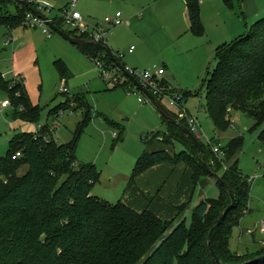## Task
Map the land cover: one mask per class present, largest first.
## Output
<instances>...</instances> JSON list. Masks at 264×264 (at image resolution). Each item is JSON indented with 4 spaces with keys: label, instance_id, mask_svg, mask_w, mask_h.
<instances>
[{
    "label": "trees",
    "instance_id": "obj_1",
    "mask_svg": "<svg viewBox=\"0 0 264 264\" xmlns=\"http://www.w3.org/2000/svg\"><path fill=\"white\" fill-rule=\"evenodd\" d=\"M183 1L190 32L203 35L201 0ZM224 1L231 6V0ZM10 5L15 6L16 15L3 13L0 26L23 27L26 14L34 8L18 0H0L2 12ZM69 34L78 38L74 32ZM77 47L91 61L102 60L106 66H117L121 59L100 46ZM215 62L214 70L205 80V88L206 112L216 133L229 131L233 112L242 113L258 126L263 125L264 17L235 41L221 45ZM55 66L62 81L66 80L67 65L59 60ZM129 85L132 83L127 80L123 88ZM0 89L8 95L13 119L28 123L37 120L39 109L33 106L23 80L14 83L0 74ZM181 94L182 104L186 103L191 94ZM74 101L81 103H75L73 111L82 110L84 117L68 144H59L45 126L34 135L16 136L10 142L7 156L0 159V264H244L264 256V248L250 257L230 248L233 228L247 213L243 211L248 210L250 197V182L238 167L237 158L244 146L241 137L232 139L216 155L210 145L200 141L206 153V165L223 179L229 190L217 182L221 197L199 203L192 211L188 227L185 215L188 204L178 208L179 213L185 211L180 221V214L167 221L150 211L137 212L122 201L111 205L92 195L100 173L93 164L80 163L76 155L84 128L91 121L90 107L81 99ZM67 104L51 110L50 116L56 118L61 111L72 109ZM170 115L177 120L171 112ZM164 122L166 133H149L143 143L148 147L159 144L174 149L179 144L183 150L173 155L165 149L145 151L136 163L129 187L147 170L164 164L186 165L193 172L195 186L204 178H214L185 132L165 119ZM180 123L189 129L185 121ZM121 135L116 144L123 139ZM261 138L264 139V131ZM18 152L21 157L13 160ZM219 162L227 169L223 171ZM26 166L27 173L20 176V169ZM230 194L236 206L214 230L211 240L220 261L217 263L209 251V235L220 214L231 205ZM252 264H264V260Z\"/></svg>",
    "mask_w": 264,
    "mask_h": 264
},
{
    "label": "rangeland",
    "instance_id": "obj_2",
    "mask_svg": "<svg viewBox=\"0 0 264 264\" xmlns=\"http://www.w3.org/2000/svg\"><path fill=\"white\" fill-rule=\"evenodd\" d=\"M44 1L53 3V0ZM72 1L59 0L61 8L54 9H64ZM7 8L3 12L0 9V15H16L14 5ZM76 10L91 26L103 23L107 17L114 18L117 12H121L123 20L129 21L130 26L110 27L112 31L108 43L113 49L112 54L124 55L120 62L141 74L148 72L154 75L162 69L166 72V79L173 76L180 88L173 87L180 93L191 94L183 104L189 114L198 116L201 121L200 132L205 136L201 138L203 144L209 146L212 141V145L216 146L220 141L224 148L231 137L243 139V150L237 159L241 174L250 182L249 211H243V214L247 213L233 228L230 248L246 257H250L251 253L256 256L255 252L264 248V233H261V223L264 222V139L261 134L264 124L258 126L242 113L233 112L229 131L219 135L204 110L207 96L205 80L216 66L217 49L223 43L235 41L239 34L231 38L229 32L232 28L215 20H202L203 35L191 33L185 5L180 0H81ZM61 28L70 32L67 27ZM10 38L12 43H9ZM131 47L136 50L132 55L128 54ZM58 60L66 62L69 68L67 82L61 80L55 66ZM111 72L114 77V72ZM0 73L9 80L23 78L32 104L39 109L35 122L15 121L13 108L1 107L9 98L6 91L0 89V159L7 156L10 142L16 136L23 133L34 135L44 126L56 129L52 136L59 144H68L84 113L80 109H68L61 111L56 118L49 113L68 100L71 102L68 101L67 107H75V103L79 105L81 102L73 100L82 99L90 107L91 121L84 128L76 155L80 163L93 164L100 173L92 195L111 205L119 201L125 203L137 161L145 151L153 149L143 143V138L148 133L159 131L164 134L167 131L163 116L155 106L139 102V98L145 100L146 96L139 91L131 93L128 87L123 88L125 80L121 75L119 85L101 77L97 64L76 46L57 34L48 39L40 28L35 30L23 26L11 31L0 26ZM63 84L69 90L67 95L61 93ZM117 86L121 88L116 89ZM162 104L169 109L167 101ZM120 135L123 139L116 144ZM210 158L207 153L208 161ZM222 164L219 162V165ZM226 169L227 166L222 165V170ZM27 171L28 166L22 167L19 175L23 176ZM204 189L210 200L221 197V190L214 180ZM184 212L179 213L178 221L183 218ZM186 217L189 227L191 215ZM248 231L254 234H248Z\"/></svg>",
    "mask_w": 264,
    "mask_h": 264
},
{
    "label": "crops",
    "instance_id": "obj_3",
    "mask_svg": "<svg viewBox=\"0 0 264 264\" xmlns=\"http://www.w3.org/2000/svg\"><path fill=\"white\" fill-rule=\"evenodd\" d=\"M34 1H36L37 4H40V5H43L45 7L52 8V9L61 8V6L58 5L59 0H53L52 1L53 3H47L44 0H34ZM180 1H181V3H183V6H184L185 5L184 1L183 0H180ZM117 13H119V12H117ZM201 17H202L203 22H206L207 20H215L217 22H223L225 26H230V28H232L231 31L229 32L230 37L234 36V35H238V34L240 37L244 33H246L250 27H252L256 22H258L260 19H262L264 17V0H231V6H228L224 0H201ZM125 22H126V24H124L125 26L126 25L130 26L129 21L125 20ZM37 29H39V28H37ZM37 29H35V30H37ZM9 30L12 31L15 29H9ZM63 31H65V30H63ZM42 32H43V30H42ZM67 33L69 34V32H67ZM43 34H44V32H43ZM48 39H50V38H48ZM10 43H12L11 38H10ZM223 44H225V43H223ZM74 46H76V45H74ZM132 48L133 47H131V49L128 52V54H130V55H132L134 52H136V50L131 51ZM109 52L113 53V49L111 50L110 47H109ZM123 57H124V55H122V58L120 59V61L123 59ZM64 63L66 64V62H64ZM119 64L122 65L123 67L125 66L121 62H119ZM68 70H69V68H68ZM165 76H164V78H165ZM69 77H70V74H69L68 78L65 80L66 82L68 81ZM19 79L24 80L23 78H19ZM19 79L18 80L15 79V80H13V82L17 83V81L18 82L20 81ZM23 82H25V81H23ZM166 82L173 89H175V88L179 89L180 88L173 76L172 77L168 76L166 79ZM25 88H26V85H25ZM26 90H27V88H26ZM27 93H28V91H27ZM6 101H8V100H5V102ZM68 101H70V100H68ZM82 101L84 104H86V102L84 100H82ZM184 108H185V106H184ZM70 110L73 111V107ZM167 110L169 113L172 112L169 109H167ZM204 110L206 112V105H205ZM206 114H207V112H206ZM49 115H50V113H49ZM196 117H197V119L200 123V127H201V121L199 120L198 116H196ZM14 120L15 121H21V120H16V119H14ZM21 122H24V121H21ZM179 122H181V121H179ZM185 122L187 123V121H185ZM26 123H28V122H26ZM46 127L48 128L49 132H51V133H54V131L56 130V129L53 130L54 128H49L48 126H46ZM50 129L53 131H51ZM219 135H225V133H221ZM234 138L235 137H231V140ZM199 141H201V140H199ZM210 142H212V141H210ZM218 143H220V141H218ZM151 148H153V149L149 152H154V151H159V150L165 149L172 155L175 153V151L180 152L181 150H183V147L179 144L176 145V149H174V148H163L159 144L153 145V146H151ZM213 180L215 182H217L215 178L207 177V178L202 179L199 182V184L197 186H195L194 180H193V172L186 165H184V164H180L177 166H172L169 164L159 165V166H156V167H153V168L147 170L142 175H140L136 179V182L132 187L128 186L130 191L128 193V196L126 198L125 203L123 201L122 202L124 204H126L128 207L136 210L137 212L150 211V212L156 214L158 217H160L163 220L171 221L174 218H176L177 215L179 214V211H178L179 207L188 204L189 206L185 212V215L189 216L192 214L193 209L199 203H201L202 201H205V200H210L207 198V193H206V190L204 188L206 185H208L210 183V181H212V183H213ZM199 189H200V192H198Z\"/></svg>",
    "mask_w": 264,
    "mask_h": 264
},
{
    "label": "built area",
    "instance_id": "obj_4",
    "mask_svg": "<svg viewBox=\"0 0 264 264\" xmlns=\"http://www.w3.org/2000/svg\"><path fill=\"white\" fill-rule=\"evenodd\" d=\"M25 1L34 8V12L29 11L25 16V28H41L48 38H51L54 35V32L50 28L49 24H53L55 26L56 24H60L63 27H67L71 32H74L78 38L84 37L82 38L83 40H86L92 45L100 46L109 51L108 37L112 31L110 27H118L126 24V22L123 20L121 12H119L115 15L114 18L107 17L103 23L91 26L90 24L86 23L83 16L76 10L77 5L81 0H73L70 6L61 10H54L52 8L45 7L43 5L37 4L34 0ZM133 50L134 48H132L131 51ZM113 56L116 59L122 58V55ZM104 58L105 56H103V59ZM94 62L101 69V77L113 80L117 85H119L120 83V75L124 77L125 82L129 80L127 75L136 79L141 84V86L152 96H154L160 103L167 101L169 103V109L170 111H172L171 113L177 117V121H187L189 129L198 138V140H201V138L204 136L200 132L201 127L197 117L189 114V112L184 108V105L181 102L182 94L170 87L166 80H164V76L166 75V72L164 70L160 69L154 75H151L148 72L141 74L136 70H131L125 66L124 70H122L118 65L106 66V63L102 60L96 59ZM111 71L114 72V77ZM128 88L129 92L131 93H136L138 91L142 92L134 85V83H132V85H129ZM61 93L65 95L69 94V90L65 87L64 84ZM139 101L142 104H146L148 102L152 103L147 96L145 97V100L139 98ZM9 106L10 102L6 101L2 104L1 107L3 109H6ZM114 137L117 136L114 135ZM209 145L211 146L215 155L221 153L222 146L220 143H217V145L215 146L212 145V142H209ZM20 157L21 152H18L13 156V160H17ZM252 233V231H248V234ZM261 233H264V222L261 223Z\"/></svg>",
    "mask_w": 264,
    "mask_h": 264
},
{
    "label": "water",
    "instance_id": "obj_5",
    "mask_svg": "<svg viewBox=\"0 0 264 264\" xmlns=\"http://www.w3.org/2000/svg\"><path fill=\"white\" fill-rule=\"evenodd\" d=\"M19 2L23 3L26 6H29V4L25 1V0H18ZM31 11L34 12L33 9H31ZM50 28L52 29V31L59 35L60 37H62L64 40L68 41L69 43L76 45V46H82V45H90L91 43L87 42L86 40L83 39H79V38H75L73 36H71L70 34H68L67 32L63 31L62 29H60L59 27L53 25V24H49ZM111 59L113 60L114 63L118 64L116 62V59L111 56ZM118 66L124 70V67L120 64H118ZM128 79L134 83V85L142 91V93H144L150 100L151 102L154 104V106L156 107V109L160 112V114L163 116V118L171 123H173L174 125L178 126L179 128H181L185 134L187 135V137L190 139V141L193 143V145L197 148L198 153L200 156L203 157V164L206 167V169L212 173V171L210 170V168L206 165L205 162V150L201 144V142L198 140V138L191 132L190 129L184 127L180 122H178L177 120H175L170 113L168 112V110L164 107V105L162 103H160L154 96H152L147 90H145L141 84L134 79L131 76H128ZM212 175L214 176V178L216 179V181L223 187V189H225L226 191L229 190L228 186L225 184V182L223 181V179L217 175L212 173ZM231 195V194H230ZM231 199H232V203L231 205H229L219 216L218 220L215 222L214 226L212 227L211 231H210V235H209V251L211 253V255L213 256V258L216 260L217 263H220L218 256L216 255V253L214 252L213 248H212V235L213 232L216 228H219L223 222L226 220V218L228 217V215L231 213V211L235 208L236 206V200L234 198L233 195H231ZM264 260V256H261L259 258H257L254 262H260ZM252 262V263H254ZM252 263H248V264H252Z\"/></svg>",
    "mask_w": 264,
    "mask_h": 264
}]
</instances>
